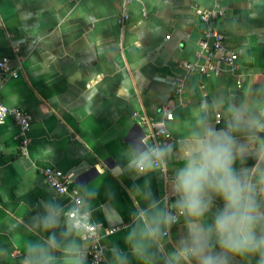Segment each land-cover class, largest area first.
<instances>
[{"label": "crops", "instance_id": "crops-1", "mask_svg": "<svg viewBox=\"0 0 264 264\" xmlns=\"http://www.w3.org/2000/svg\"><path fill=\"white\" fill-rule=\"evenodd\" d=\"M217 3L227 10L219 26L239 50V68L189 71L182 62L200 59L203 35L196 8ZM125 11L130 16L122 23ZM0 56L19 71L0 78V96L33 114L27 154L18 124L12 118L0 123V264H24L28 245L46 242L53 232L61 248L75 240L86 253L85 264H92L80 232L63 235L75 204L47 182L45 168L68 172L84 161L95 167L75 182L93 221L120 227L104 237L103 264H114V247L128 253L130 213L145 204L135 188L147 185L162 202L169 196L178 155L201 105L217 129L227 127L230 107L264 113V0H0ZM165 105L174 111L168 125L178 155L168 160L167 172L136 175L127 159L141 141L148 146V129L134 114L160 115ZM251 135L264 139V132ZM254 163L249 158L245 166ZM47 203L63 213L57 228L44 231L38 221ZM183 234L181 221L156 251L157 264H165ZM52 254L55 264H64L61 250ZM236 260L258 264L256 256ZM128 261L140 264L130 254Z\"/></svg>", "mask_w": 264, "mask_h": 264}, {"label": "clouds", "instance_id": "clouds-1", "mask_svg": "<svg viewBox=\"0 0 264 264\" xmlns=\"http://www.w3.org/2000/svg\"><path fill=\"white\" fill-rule=\"evenodd\" d=\"M206 112V104L201 105L184 138L182 155L172 145L144 147L141 141L131 148L127 167L136 175L167 172L174 155L181 163L163 202L147 185L135 188L145 204L137 203L130 213L124 237L128 253L114 247V264H129V254L140 264H157L156 251L163 248L166 238L171 239L173 226L181 221L184 234L165 264H237L236 258L252 256L264 264V139L251 135L264 132V113L252 116L230 107L227 127L217 129ZM238 134L246 139H238ZM249 158L255 161L251 167L245 166ZM62 213L58 204H45L38 227L44 231L57 228ZM78 219L73 217L65 237L79 230ZM53 250L63 252L64 264L86 262V253L75 240L61 248L53 232L46 242L28 245L24 264H55Z\"/></svg>", "mask_w": 264, "mask_h": 264}, {"label": "built area", "instance_id": "built-area-1", "mask_svg": "<svg viewBox=\"0 0 264 264\" xmlns=\"http://www.w3.org/2000/svg\"><path fill=\"white\" fill-rule=\"evenodd\" d=\"M196 12L203 26V35L200 40L197 61L182 62V66L189 71H200L204 74L219 73L228 68L237 71L239 68V50L231 46L226 32L220 28L219 20L227 10L221 3L213 7H197ZM147 16V13H144ZM128 12L119 16V21L124 23L129 18ZM202 60V61H201ZM19 71L11 66V59L0 56V78L7 75H18ZM160 115H151L147 112L135 113V117L147 127L144 141L151 143L148 146L172 145L174 137L169 129V121L174 119V111L169 106H162ZM12 118L20 128L21 151L27 154L29 151V131L33 122V114L20 107L7 105L0 96V123ZM47 182L60 194H69L74 201V207L68 211L71 223L73 217H78L77 223L80 236L87 246L92 264H103L106 260L107 245L104 237L114 233L120 227H104L93 221L91 213L84 209V198L81 189L69 173L61 168L47 167L44 169Z\"/></svg>", "mask_w": 264, "mask_h": 264}, {"label": "water", "instance_id": "water-1", "mask_svg": "<svg viewBox=\"0 0 264 264\" xmlns=\"http://www.w3.org/2000/svg\"><path fill=\"white\" fill-rule=\"evenodd\" d=\"M150 143H151V140L148 141V144ZM87 169L89 170L91 169V171H94L95 167L92 168V166H90V163L84 161L72 167L68 172L73 173V178L75 179L76 176L80 175L81 173H84Z\"/></svg>", "mask_w": 264, "mask_h": 264}]
</instances>
